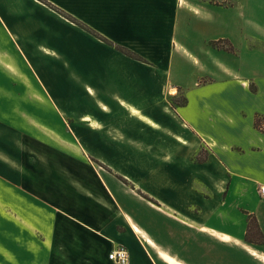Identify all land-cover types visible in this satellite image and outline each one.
<instances>
[{
    "label": "crops",
    "instance_id": "crops-1",
    "mask_svg": "<svg viewBox=\"0 0 264 264\" xmlns=\"http://www.w3.org/2000/svg\"><path fill=\"white\" fill-rule=\"evenodd\" d=\"M258 117L264 0H0V264H264Z\"/></svg>",
    "mask_w": 264,
    "mask_h": 264
},
{
    "label": "rangeland",
    "instance_id": "rangeland-1",
    "mask_svg": "<svg viewBox=\"0 0 264 264\" xmlns=\"http://www.w3.org/2000/svg\"><path fill=\"white\" fill-rule=\"evenodd\" d=\"M252 1H249V3H251ZM228 4H231V2L228 1ZM119 85L117 83H112L111 81H107L104 80L103 82H99V87L101 88L100 93L102 95V97L110 104L111 106V112L108 115H103L104 116V120L106 121V124L109 128V130H114L116 132V134H118L119 136H121V133H123L124 131L126 132H131L133 136H142L144 137V133L142 132V129H140L135 122L129 117V115L127 114V112H125L119 105H117L116 103L113 102V100L110 98V95L113 91L117 90V87ZM167 93V92H166ZM172 93V91H171ZM152 100V99H151ZM184 100L183 96L180 95L178 98H176L174 101H172L173 105H175L176 103H182ZM157 100L153 99L151 102L152 107L153 104H156ZM159 111V110H158ZM157 116V114H156ZM74 129H79V126H75L73 125ZM36 132L39 133V135L42 134V131H48L47 129L42 128L41 126H39L38 128H36ZM36 136H38V134L36 133ZM150 138V142H152L153 144L155 143L154 137ZM165 137V135H164ZM124 140V139H123ZM160 140L159 138H157V141ZM57 142H64V143H68L71 144L70 142H67V140H57ZM119 144H121V141H116ZM171 139L169 138V142L167 143V140L163 138L162 140V145L163 146H170L171 145ZM152 144V145H153ZM204 149H202V151H200V153L198 154V157H203L204 155Z\"/></svg>",
    "mask_w": 264,
    "mask_h": 264
},
{
    "label": "trees",
    "instance_id": "trees-1",
    "mask_svg": "<svg viewBox=\"0 0 264 264\" xmlns=\"http://www.w3.org/2000/svg\"><path fill=\"white\" fill-rule=\"evenodd\" d=\"M54 9L57 10L59 13H61L63 16H65L67 19H69L72 22L82 26L83 28L87 29L88 31H90L91 33L94 34V31L86 28L80 22H78L77 20L72 18L71 16L66 15L65 13L59 11L57 8H54ZM256 127L262 131L264 130L263 123L261 121V118H259V117L256 118ZM196 161H202V160H200L199 157H196ZM247 239L249 241H252V242L255 241L256 243H259V244L264 243V237H263L262 233L260 232V229L258 228L256 220L252 217L250 218L249 224H248Z\"/></svg>",
    "mask_w": 264,
    "mask_h": 264
},
{
    "label": "built area",
    "instance_id": "built-area-1",
    "mask_svg": "<svg viewBox=\"0 0 264 264\" xmlns=\"http://www.w3.org/2000/svg\"><path fill=\"white\" fill-rule=\"evenodd\" d=\"M260 194L264 198V186L260 187ZM109 259L114 261L117 264H128L129 263V253L125 247H117L113 250L110 255Z\"/></svg>",
    "mask_w": 264,
    "mask_h": 264
}]
</instances>
